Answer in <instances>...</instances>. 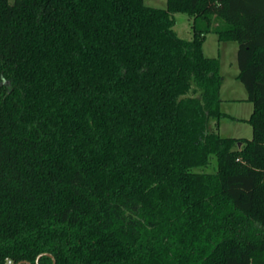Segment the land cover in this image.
Instances as JSON below:
<instances>
[{
    "label": "trees",
    "instance_id": "obj_1",
    "mask_svg": "<svg viewBox=\"0 0 264 264\" xmlns=\"http://www.w3.org/2000/svg\"><path fill=\"white\" fill-rule=\"evenodd\" d=\"M210 33L238 43L251 139L211 127ZM45 254L264 264V0H0V264Z\"/></svg>",
    "mask_w": 264,
    "mask_h": 264
},
{
    "label": "rangeland",
    "instance_id": "obj_2",
    "mask_svg": "<svg viewBox=\"0 0 264 264\" xmlns=\"http://www.w3.org/2000/svg\"><path fill=\"white\" fill-rule=\"evenodd\" d=\"M14 0H11L13 2ZM145 4L152 8L165 9L167 7V0H145ZM176 25L174 29L178 35L186 40H191L193 37L192 24L193 20L187 14L178 13L175 15ZM238 43L236 42H221L218 35L210 33L207 35L205 43L203 45V51L207 57L218 58L221 61V71L223 75H226V83L222 88V96H232L233 93L236 96H240V89L247 95V91L240 80L234 79V68H237L234 60L237 56ZM225 65V66H224ZM224 72V73H223ZM234 91V92H233ZM221 96V95H220ZM222 98V97H221ZM253 104L246 101H230L225 100L221 103V110L231 114L233 111H237L239 116H250ZM233 110V111H232ZM236 114V113H235ZM215 120L211 121V125H215ZM213 128V126H211ZM218 132L223 137L228 136H246L251 138L252 127L243 120L238 121L236 119L225 117L222 118L218 124ZM217 167V157L211 156L210 165L207 168H203L206 172H215Z\"/></svg>",
    "mask_w": 264,
    "mask_h": 264
},
{
    "label": "crops",
    "instance_id": "obj_3",
    "mask_svg": "<svg viewBox=\"0 0 264 264\" xmlns=\"http://www.w3.org/2000/svg\"><path fill=\"white\" fill-rule=\"evenodd\" d=\"M237 52H238V50H237ZM234 62H235V64H236V66H238V61H237V56H236V59L234 60ZM221 65H223V64H221ZM225 66V65H224ZM224 73V72H223ZM221 74H222V71H221ZM233 74H234V79L235 80H239L238 79V75H239V67H237V68H234V71H233ZM223 75V74H222ZM223 77H224V82L226 83V75H223ZM224 82H223V85H222V87H221V91H220V95H221V99H222V103H223V101H224V99L225 100H230V101H238V100H241V101H246L247 102V96L248 95H246L245 93H244V91H242V89H240L239 88V90H240V94H238V95H240V96H236L234 93H233V95L232 96H228L227 98H226V96H222V88H223V86H224ZM234 92V91H233ZM249 102V101H248ZM233 111V110H232ZM252 111H253V108L251 109V112H250V114L249 115H251L252 114ZM225 114H227L230 118H233V119H236V120H238V121H241V120H243V121H245V120H247L250 116H239V115H237V111H233L231 114H229V113H227V112H224ZM236 113V114H235ZM211 126H213V129H216V124L215 125H211ZM252 134H253V132H252ZM226 137V136H225ZM228 137H232V138H244V139H251L252 138V136H251V138H249V137H246V136H228Z\"/></svg>",
    "mask_w": 264,
    "mask_h": 264
},
{
    "label": "water",
    "instance_id": "obj_4",
    "mask_svg": "<svg viewBox=\"0 0 264 264\" xmlns=\"http://www.w3.org/2000/svg\"><path fill=\"white\" fill-rule=\"evenodd\" d=\"M45 255H47V256L53 258V260H54V264H56V261H55L54 257H53L51 254H45ZM42 256H43V255H40V256L38 257V259H37V264L39 263V259H40ZM23 263H25V264H31L30 262H27V261H25V262H23Z\"/></svg>",
    "mask_w": 264,
    "mask_h": 264
}]
</instances>
